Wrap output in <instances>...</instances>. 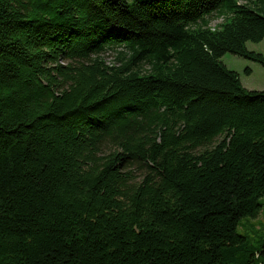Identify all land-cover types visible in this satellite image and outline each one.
<instances>
[{
  "label": "trees",
  "instance_id": "trees-1",
  "mask_svg": "<svg viewBox=\"0 0 264 264\" xmlns=\"http://www.w3.org/2000/svg\"><path fill=\"white\" fill-rule=\"evenodd\" d=\"M263 40L264 0H0V264H264V91L221 61Z\"/></svg>",
  "mask_w": 264,
  "mask_h": 264
},
{
  "label": "rangeland",
  "instance_id": "rangeland-1",
  "mask_svg": "<svg viewBox=\"0 0 264 264\" xmlns=\"http://www.w3.org/2000/svg\"><path fill=\"white\" fill-rule=\"evenodd\" d=\"M244 0H240V3ZM210 22L212 30L218 28L226 19L225 15L218 13L207 18ZM247 48L264 55V40L259 43L248 42ZM123 48L109 49L101 56L108 65H120L123 55L119 54ZM221 61L231 70L239 74L243 87L249 91H264V66L239 57L237 55L226 53ZM250 71V72H249ZM137 177H141L142 173L137 171ZM262 208L256 218L245 217L241 220L238 228L239 234L246 237L248 241L255 246H259L264 241V197L260 199Z\"/></svg>",
  "mask_w": 264,
  "mask_h": 264
}]
</instances>
